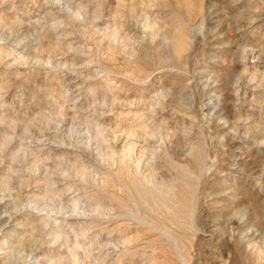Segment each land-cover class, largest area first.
Segmentation results:
<instances>
[{"label":"rangeland","instance_id":"1","mask_svg":"<svg viewBox=\"0 0 264 264\" xmlns=\"http://www.w3.org/2000/svg\"><path fill=\"white\" fill-rule=\"evenodd\" d=\"M0 264H264V0H0Z\"/></svg>","mask_w":264,"mask_h":264},{"label":"bare ground","instance_id":"2","mask_svg":"<svg viewBox=\"0 0 264 264\" xmlns=\"http://www.w3.org/2000/svg\"><path fill=\"white\" fill-rule=\"evenodd\" d=\"M205 106L206 107H213V95L209 94L206 97Z\"/></svg>","mask_w":264,"mask_h":264}]
</instances>
